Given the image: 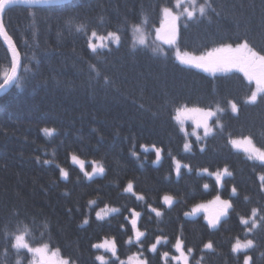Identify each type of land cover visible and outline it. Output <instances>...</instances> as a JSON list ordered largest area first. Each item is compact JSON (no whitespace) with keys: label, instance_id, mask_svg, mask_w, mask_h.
Segmentation results:
<instances>
[{"label":"trees","instance_id":"obj_1","mask_svg":"<svg viewBox=\"0 0 264 264\" xmlns=\"http://www.w3.org/2000/svg\"><path fill=\"white\" fill-rule=\"evenodd\" d=\"M203 2L197 0L198 5ZM210 2L214 10L205 16L177 21L179 50L204 54L247 39L264 53V0ZM175 3L70 0L6 10L3 24L20 54L21 67L13 85L0 94V264L42 260L40 255L12 247L15 236L25 233L31 247L47 244L48 253L58 249L59 259L70 257L77 264H100L96 255H103L106 264H126L130 256L146 259L147 264H165V251L168 264H178L171 260L178 255L174 251L178 237L185 248L193 249L189 264H243L245 253L231 251L237 238L254 240L247 254L252 264H264V221H260L264 192L258 179L264 165L249 160L228 142L251 136L256 146L264 147V93L256 104L245 103L253 84L241 71L209 74L181 64L173 44L155 38L156 28L163 36L169 32L162 8ZM81 25L84 30L77 31ZM136 26L142 28L144 45L138 43ZM92 31L105 36L117 33L120 41H108V48L93 53L88 47ZM156 48L163 55L154 53ZM11 65L10 52L0 39V83ZM229 100L238 104V114L231 112ZM217 104L225 109L217 114L223 128L215 126L214 117L212 133L199 140L185 135L174 119L177 108L215 109ZM44 128L54 129V134L46 136ZM185 143L191 145L189 150ZM152 145L161 149L158 163ZM72 155L84 161L88 172L94 161L105 172L89 180ZM173 158L181 164L179 175ZM224 167L232 176H223L220 183L215 175L202 171L215 173ZM61 168L68 172L67 179L61 177ZM129 182L145 201L124 192ZM165 195L173 197L170 206L163 201ZM217 195L230 200L233 209L212 228L208 219L220 207L212 203ZM148 204L163 215L157 217ZM201 204L207 207L193 213ZM253 208L259 210V226L246 233L239 218H250ZM132 209L141 214L137 228L145 233L142 247L129 222ZM101 210L108 214L98 219L96 213ZM157 236L166 237L168 243L162 242L152 253L149 248ZM129 237L132 244L127 243ZM113 238L116 256L92 247ZM209 241L214 250L204 249Z\"/></svg>","mask_w":264,"mask_h":264},{"label":"snow or ice","instance_id":"obj_2","mask_svg":"<svg viewBox=\"0 0 264 264\" xmlns=\"http://www.w3.org/2000/svg\"><path fill=\"white\" fill-rule=\"evenodd\" d=\"M64 0H0V15L6 12V10H10L13 6L16 5H34V4H61ZM187 3L188 6H185ZM212 9V4L210 0H204L203 3L197 4V0H176V3L173 7L165 6L162 8L163 16L165 20L169 23V32L167 37H162L160 35L161 29H157V39H163L165 43L167 44H173L175 42L176 37V23L179 19L183 18L185 21H191L197 18V14L199 17H203L207 14L208 10ZM178 10V11H177ZM214 10V9H212ZM77 31H83L84 26H79L76 29ZM136 32L140 33V39L139 44L144 45L145 39L143 35L142 28L140 26H136L134 29ZM0 32H4V29L2 27V23H0ZM5 38L9 40V43H11L10 38L7 37L5 33ZM97 41L94 43L93 41ZM108 41L116 42L117 44L120 41V36L117 33L114 32H108L107 35H98L96 31L91 32V37L88 40V47L91 49L93 53H97L98 49H105L108 48ZM154 53H159L163 55V52L156 48L153 49ZM12 52V65H11V72L10 74L5 73L3 82L0 83V90H4L5 86L9 85L10 83L14 82L16 80V74H17V68H18V52L16 48L13 46L11 48ZM177 59L180 61L181 64L185 65H191L196 68L203 69L204 71H211V72H217V71H229L233 68L241 71L244 73V75L247 77L249 82H251L253 79L256 80L257 88L255 91H251L250 95L246 98L245 103L247 104H256L258 100V96L261 93H264V53H261L254 49L253 46L250 45L249 41L247 39L242 40L241 42H238L235 47H233L232 44H225L221 47H217L212 49L211 51H208L201 55H195V54H189L188 52H184L183 54L177 53ZM93 68V71H95V66H91ZM259 69L260 75L256 76L253 71V69ZM99 74V73H97ZM21 85L20 83H16V87L19 88ZM228 105L230 106L231 112L234 114H238L239 108L238 104L232 100L228 101ZM225 109L222 108L219 104H217L215 110H212L211 108L205 109L200 107L195 108H188L186 106L180 107L176 109V116L174 119L181 124V131H184L183 128V119L187 118L189 116H194L196 119V126L197 127H203L204 129V136H208L213 131V127L210 126L209 121H211L214 117H216L215 126L217 128L222 129L223 125L221 124L218 113L224 112ZM43 133L46 136H52L54 134V129L50 128H44ZM187 135V133H186ZM200 137H197V140H199ZM233 148L236 149H243V151L247 154V158L249 160H256L261 163V165H264V147H258L254 143V139L251 136H243L242 138H230L228 141ZM141 148L147 152L149 151V148L145 145H141ZM185 150H189L191 148V145L189 143L184 144ZM151 150L155 152V163H158L161 159V149L156 148L155 145H152ZM201 151H204L203 148H201ZM133 155H137L135 152H133ZM71 159L74 164L79 165L80 171L83 172L84 176H86L89 180L93 179V176L97 173L103 174L105 172V168L103 165L99 164L98 162L92 163V171L88 172L85 170L84 161L79 159L76 155H72ZM175 163V171L177 175L180 174L181 164L179 161H176L175 158H173ZM45 163H48V161H45ZM183 167L187 168L189 171H191V167L187 164L183 165ZM205 173H208L209 175H215L217 183H220L223 176H232V172L229 171L228 167H224L222 171H217L215 173H209V170L207 168L202 170ZM60 174L63 178L67 179L68 172L65 171L63 168L60 169ZM260 181V190L264 192V174H260L258 177ZM205 188L208 187V185H204ZM124 192L131 193L138 201H145V196L142 194H137V192L134 191V186L132 182H129L127 184V187L124 189ZM231 194L233 196L237 195V188L235 186L231 189ZM245 201H247L249 198L247 196L244 197ZM163 201L167 205H171L173 202V197L170 195H165L163 197ZM90 204H94L95 201H90ZM213 204H218L220 207L218 208L216 214L208 219V225L212 228H215L217 224L220 223V219L223 216H227L230 209H233V203L230 200H223L219 195L215 197V199L212 201ZM147 207L151 210V212L155 213L157 217H160L163 215V213L158 210L155 207H152V205L148 204ZM207 205H198L192 209L193 213H196L200 209L206 208ZM71 211V210H69ZM111 211L116 212L119 211L118 209H111ZM131 211V219L129 220L128 217H125L126 220H129L132 231L135 235V241L140 244L142 247L141 238L145 236V233L140 231L137 228V221L140 217V212L135 211L134 209ZM259 210L256 208H253L251 211V217L250 218H244L243 216H240L239 222L241 225L245 226L246 233L253 232L254 229H256L259 225L257 222L256 217L258 216ZM185 215H189V213H185ZM96 216L98 219H103L100 212L96 213ZM260 221H264V215H260ZM88 219L84 220V224H88ZM123 227V226H122ZM168 243V240L166 237H160L157 236L154 243L150 245L149 251L152 253L157 252L158 245L161 243ZM128 244L133 243V238L129 237ZM255 246V242L252 239H246L244 241H241L239 238L235 240V243L231 247V251L233 253H240L244 252L245 255L243 256V264H252V256L247 254V251L249 249H252ZM12 247L16 249H26L29 253H34L37 255H40L42 260L41 264H45L44 262V254L46 253L48 249V245L45 244L42 247H36L33 248L29 245L28 242H26V233L16 235L14 238V243L12 244ZM92 247L94 249H105L108 251H111L113 256H116V241L113 238L112 240L105 239L103 243H96L93 244ZM204 249L206 250H214L213 242L209 241L204 244ZM174 251L175 253H178V255H172L171 260L178 262V264H189V254L193 252L192 248H185L184 241L181 238H177L174 244ZM53 256L59 255V250L57 249L56 252L52 253ZM139 255H143L141 252ZM162 258L165 261V264H168L169 260V252L165 251L162 253ZM95 259L97 261H100V264H106L105 257L103 255H96ZM118 259V257H117ZM133 258L130 257L129 261L130 264L132 262ZM55 264H77V262L72 258H61L55 262ZM120 264H124L123 261H120ZM135 264H147V260H141L138 257L135 259Z\"/></svg>","mask_w":264,"mask_h":264},{"label":"rangeland","instance_id":"obj_3","mask_svg":"<svg viewBox=\"0 0 264 264\" xmlns=\"http://www.w3.org/2000/svg\"><path fill=\"white\" fill-rule=\"evenodd\" d=\"M156 33H157V28H156V30L154 31V36H155V38L157 39V35H156ZM163 33V32H162ZM162 37H167L168 36V33H166V35L165 36H163L162 34H160ZM144 39L146 40V38L144 37ZM158 41H160L161 43H165L164 42V40L163 39H157ZM138 43H139V41H138ZM165 44H167V43H165ZM168 46L169 45H171V44H167ZM172 46V45H171ZM173 47L176 49V51L177 52H175L174 53V56L176 57V59H177V53L179 52L180 54H183L184 52L183 51H181V50H179L176 46H175V42L173 43ZM211 51V50H210ZM208 52V51H207ZM206 53V52H205ZM190 54V53H189ZM195 55H201V54H195ZM178 60V59H177ZM179 61V60H178ZM180 62V61H179ZM185 65V64H184ZM188 66H191V65H188ZM192 67H194V66H192ZM196 68V67H195ZM200 69V68H199ZM201 70H203V69H201ZM204 71V70H203ZM230 71V70H229ZM251 71H253V73L256 75V76H259L260 75V70L257 68V69H253V70H251ZM205 72H207V73H209V74H219V73H225V72H227V71H217V72H211V71H205ZM243 73V72H242ZM243 75H244V73H243ZM244 77H246L245 75H244ZM247 78V77H246ZM248 80V79H247ZM251 83L253 84V90L252 91H255L256 90V88H257V85H256V80H252L251 81ZM188 108H192V107H188ZM212 110H215L214 108L212 109ZM176 116V113H175V115H174V117ZM182 119H183V128H184V131H183V133L186 135V133L188 134H190V135H192V136H194V137H206V136H204V129H203V127H197L196 126V119H195V117L194 116H189V117H187V118H184V117H182ZM176 121V120H175ZM177 122V121H176ZM178 124H180L179 122H177ZM209 124H210V126H212L211 125V123H210V121H209ZM181 125V124H180ZM187 125H190L191 126V128L190 129H187ZM211 134V133H210ZM232 146V145H231ZM234 149H236V148H234ZM236 150H239V151H242V153L245 155V156H247V154L243 151V149H236ZM87 171V170H86ZM62 177V176H61ZM63 178V177H62ZM113 209V208H112ZM100 212V214H101V216L103 217V216H105L106 214H108L107 212H103L102 210L101 211H99ZM103 243V242H102ZM49 250V249H48ZM46 251V253L44 254V257H43V259H44V262H45V264H55V262L57 261V260H59V257L58 256H53L52 254H50V253H48L49 251ZM52 250V249H51ZM103 251H108V250H105V249H103ZM52 252H56V250H52ZM111 252V251H110ZM130 257H132L133 258V260H132V262H131V264H135V259L137 258L136 256H130ZM130 257H128L127 258V260H125V262H126V264H130V261H129V258ZM32 264H41V261H37V262H33Z\"/></svg>","mask_w":264,"mask_h":264},{"label":"water","instance_id":"obj_4","mask_svg":"<svg viewBox=\"0 0 264 264\" xmlns=\"http://www.w3.org/2000/svg\"><path fill=\"white\" fill-rule=\"evenodd\" d=\"M68 1H70V0H64L63 3H66V2H68ZM63 3H61V4H63ZM52 5H60V4H34V5H25V4H21V5H16V6H23V7H38V6H52ZM3 14H4V13H3ZM3 14L0 15V23H2V27H3V29H4V32H0V39L2 40V42H3V43L6 45V47L8 48V50H9V52H10V55H11V59H12L11 48H12L13 46L16 48V46H15V44H14L12 38L9 36V34L6 32V30H5V28H4V25H3ZM5 33H6L7 37L10 38L11 43H9V40L5 38ZM16 50H17V48H16ZM17 52H18V50H17ZM18 61H19V64H18V68H17L16 78H17L18 75H19V71H20V67H21V64H20V54H19V52H18ZM10 72H11V67H10V69H9V71H8V74H10ZM14 82H15V81H14ZM14 82H12V83H10L9 85L5 86V89H4V90H0V94L6 92V91H7V90L13 85Z\"/></svg>","mask_w":264,"mask_h":264},{"label":"bare ground","instance_id":"obj_5","mask_svg":"<svg viewBox=\"0 0 264 264\" xmlns=\"http://www.w3.org/2000/svg\"><path fill=\"white\" fill-rule=\"evenodd\" d=\"M3 82V81H2Z\"/></svg>","mask_w":264,"mask_h":264}]
</instances>
